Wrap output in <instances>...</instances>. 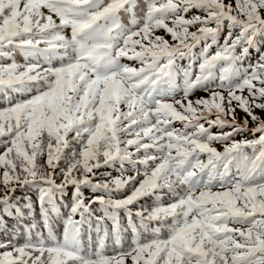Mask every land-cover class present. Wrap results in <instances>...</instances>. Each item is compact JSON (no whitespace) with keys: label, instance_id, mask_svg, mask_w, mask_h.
<instances>
[{"label":"snow or ice","instance_id":"6c2138e0","mask_svg":"<svg viewBox=\"0 0 264 264\" xmlns=\"http://www.w3.org/2000/svg\"><path fill=\"white\" fill-rule=\"evenodd\" d=\"M0 97V224L38 204L47 229L0 264H264V0H0Z\"/></svg>","mask_w":264,"mask_h":264},{"label":"rangeland","instance_id":"374dc122","mask_svg":"<svg viewBox=\"0 0 264 264\" xmlns=\"http://www.w3.org/2000/svg\"><path fill=\"white\" fill-rule=\"evenodd\" d=\"M225 3H231V0H225ZM199 14L196 10H193L189 15H196ZM191 30H195V28L191 29ZM156 35L162 36L165 39H168L171 42V37L169 35H167L163 30H157ZM202 47H204V42H201L200 44ZM198 50V46L193 50V53L196 52ZM212 52H214L215 50H211ZM202 50H199V53H201ZM252 57L254 58H258V53L254 54ZM256 60L251 59L250 61H247V64H253ZM189 63L188 58L182 59L178 61V64L181 66H186ZM219 90V89H217ZM226 94V93H225ZM247 93H245L246 95ZM210 94L208 92L205 91H201V90H197L190 98L193 100L199 99L201 97H207ZM2 98V97H1ZM235 104V102H234ZM245 113L243 111H241L239 108H237L236 113H235V117L238 121H243L245 118ZM214 118V117H212ZM263 118V117H261ZM254 123L251 121V119L249 118V122H248V126H253ZM206 127L208 126L207 124L205 125ZM174 127H179L182 128L183 125L180 122H175ZM228 129H225V131H227ZM212 131L215 133L218 131V129L216 128H212ZM237 139V137H236ZM215 147L218 148V150H223V146L221 144H215ZM203 158V157H202ZM43 162V161H42ZM125 168H127V164H125ZM120 168V167H119ZM119 168H114V167H103L100 168L99 170H97V179H110L111 177H116L119 175ZM127 174H132L131 172L127 173ZM57 182H59V179L57 180ZM33 189L35 191L34 195H30L28 193L29 190ZM84 192V196H85V203L88 202V199L91 198L92 193L90 191L89 188L85 187L82 189ZM72 188L69 187L67 189V191L64 194V198L63 199H58L57 204L64 206L65 209H63V215L64 216H58L57 212L56 213H50V218H49V223L52 225L53 231L55 232V234L58 237L62 238V231H63V227H64V217H67V212H68V208L67 205H69L71 203V197H72ZM119 195V194H117ZM15 197L17 200H19L21 203L24 202V198L25 197H30L31 200L33 202L37 201V197H38V192L37 189L35 187H30V188H25V189H19L16 194ZM152 198L151 197H147L144 198L141 202H143L142 204H147L149 203L150 205H152ZM169 202V197L167 195L164 196V203ZM93 209L96 210L97 214H100V210H99V205L97 204H93L92 205ZM39 205H36L35 208V212L32 215H28L25 219V221H23L21 218L19 217H8L6 218V222L8 224L9 221V225L8 227L5 229L4 226L1 224L0 225V237L2 239V241H7V240H13L15 238L16 241L19 242H23L24 239V233H25V229L29 226V225H35L36 229L35 230H39L41 232H43L45 235L47 234V229L45 228L42 220H41V216L39 213ZM77 219H80L79 215L76 216ZM122 221L126 224V218L124 216L121 215ZM92 238L93 240L96 239V234L95 232H92ZM131 241V233L129 231V233L126 234L125 236V240H124V247H128V244ZM108 245L109 247L106 250V254L108 255H112L113 254V248H112V242L108 241ZM128 264H130V260L128 261Z\"/></svg>","mask_w":264,"mask_h":264},{"label":"trees","instance_id":"16d2710c","mask_svg":"<svg viewBox=\"0 0 264 264\" xmlns=\"http://www.w3.org/2000/svg\"><path fill=\"white\" fill-rule=\"evenodd\" d=\"M234 2V0H231V3H233ZM125 22H127L126 21V19H125ZM223 38H224V36H223V34L221 35V37H220V42L222 43L223 42ZM204 47H202L201 45H198V50L196 51V52H194L193 53V56H192V59L193 60H196L200 55H201V53H199V50H202ZM213 50H216L215 49V47H213L212 48ZM211 49V50H212ZM257 53V51L256 50H252V53H251V56H250V58H249V61L251 60V59H254V60H257V58H254V57H252L254 54H256ZM17 60L19 61V62H23V58L21 57V56H19V55H17ZM125 62H128V61H125ZM246 64H247V62H246ZM17 98H19V97H17ZM3 103H4V100H3V98H1L0 97V106H2L3 105ZM256 114L257 115H260L261 117H263L264 118V112H261L259 109H257L256 110ZM254 127V125L253 126H248V128L249 129H251V128H253ZM176 128H178L179 129V127H176ZM229 130V129H228ZM227 130V131H228ZM259 135H260V133H255V134H253V133H251V132H245V133H242L241 135H238V136H236L237 137V140H240V139H243V138H248V139H254V138H258L259 137ZM43 161V158L41 159V162ZM126 165H124V167H125ZM120 167V165L118 164L116 167H114V168H119ZM127 167H128V165H127ZM28 193L30 194V195H34L35 194V191L33 190V189H31V190H29L28 191ZM117 198H121L120 197V194L119 195H117ZM143 202H141V204H142ZM152 204H153V201H152ZM144 205V207H151L152 205H150L149 203H147V204H143ZM133 208H136L137 206L136 205H133L132 206ZM58 208H59V211L57 212V215L58 216H64L63 215V209H65L64 208V206H61V205H58ZM39 213H40V210H39ZM121 215L122 216H124V214L123 213H121ZM16 215L15 214H13V213H9L6 217H5V220H6V218H8V217H11V218H14ZM28 215H25V217L22 219L23 221H25V219H26V217H27ZM17 217V216H16ZM64 220L66 219V217H64L63 218ZM74 219H76V220H79V219H77V217H74ZM10 223H9V221H8V224H7V227H8V225H9ZM1 225V224H0ZM0 241H2V239H1V237H0Z\"/></svg>","mask_w":264,"mask_h":264}]
</instances>
